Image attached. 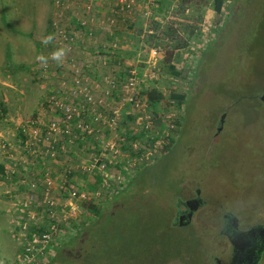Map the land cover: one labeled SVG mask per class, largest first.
Here are the masks:
<instances>
[{"label": "rangeland", "instance_id": "1", "mask_svg": "<svg viewBox=\"0 0 264 264\" xmlns=\"http://www.w3.org/2000/svg\"><path fill=\"white\" fill-rule=\"evenodd\" d=\"M120 1L66 0L63 7L56 0H0V162L6 166L0 174V264H16L36 223L55 224L58 248L73 234L74 223L93 215L86 204L104 207L146 163L152 172L104 208L107 213L74 248L69 264H207L208 252L217 250L224 209L245 219L264 215V0H223L219 13L215 0H128L131 6L124 8ZM54 19L76 33L78 53L72 56L94 78H124L128 67L140 71L143 81L133 90L138 105L122 106L121 93L113 94L126 112L114 132L117 139L123 135L128 147L137 142L149 150L164 138L160 130L180 119L179 130L175 126L155 154L123 149L134 163L125 164L124 173L105 158L108 134L82 133L76 139L75 123L68 139L55 136L56 142L67 141V151L61 143L54 157L24 152L21 126L58 118L45 101L62 67L56 61L44 70L37 59L57 48ZM152 47L160 51L156 58ZM154 89L164 95L155 109L148 99ZM172 93H186L188 100L180 104ZM128 133L139 137L130 141ZM168 146L171 152L164 155ZM82 164L89 168L77 167ZM108 168L121 178L99 181ZM47 172L53 199L46 201L37 178ZM67 188L87 196L81 201L63 196ZM197 188L204 204L190 222L175 224L177 210L187 208L184 202ZM47 255L38 264H48L52 254Z\"/></svg>", "mask_w": 264, "mask_h": 264}, {"label": "built area", "instance_id": "2", "mask_svg": "<svg viewBox=\"0 0 264 264\" xmlns=\"http://www.w3.org/2000/svg\"><path fill=\"white\" fill-rule=\"evenodd\" d=\"M58 6L63 5L66 0H56ZM122 8L131 6L128 0L120 1ZM61 16V15H59ZM62 22L53 20V25L55 30H58L59 38L56 39L55 45L57 48L51 49L46 55V66L51 65L52 63L60 64L62 69L60 75H62V86L65 89V94L60 90L55 89L52 93L48 95L45 101V108L48 111L56 110L58 111L57 116L50 119L48 122L37 121V125L33 126L31 124H24L21 126V131L25 136V143L34 144L36 148L31 152H34L36 155L40 156H56L58 154L57 144L64 143L63 151H67V141L56 142L55 136L57 134H64L65 138H69L72 134L71 126L73 123L76 124V133L74 136L76 139L81 138L80 134L82 133H91V134H108L110 137L106 141L103 140L105 145V151H107L106 160L109 163H112L115 166V169H118L119 166L124 167L125 164L133 166L134 163L131 161L130 154L123 153V149H134L137 153H142V148L147 149L146 146H142V143L139 145L137 142H133V147H128L126 137L121 135V139L115 137L114 132L119 126L118 122L125 115V111L120 105H115L114 92L119 91L122 95L123 102L122 106L125 104V101L138 105V100L135 97L134 89L139 86L143 81L140 77V71L136 67H128L127 74L124 78L117 77L116 75H105L103 79H96L91 77L84 71V68L78 63L77 59L70 55V52L77 48V39L76 33L74 31L62 29ZM116 46V44L114 45ZM66 48L64 56L60 60L53 59V53L58 49ZM160 51L157 47H152L150 55L152 58L159 56ZM101 89V90H98ZM134 90V91H133ZM100 91L101 95L97 96L96 92ZM108 111V113H107ZM175 119H171L167 127L164 130H160L159 135L164 136V138L155 141V143H150L149 150L147 149L146 153L155 154L159 150V143H163L165 139L172 137V133L175 130ZM121 123V122H120ZM40 124V125H39ZM130 141H135L131 140ZM144 144V143H143ZM8 141H3L2 146L7 147ZM103 145V146H104ZM143 154V155H144ZM142 155V156H143ZM121 156V157H120ZM135 157V156H134ZM111 159V160H110ZM97 160V158H96ZM98 161V160H97ZM107 161L102 163V167L108 164ZM101 164V162H100ZM123 165V166H122ZM82 169H86L88 166L85 164L78 165ZM126 167V166H125ZM89 168V167H88ZM72 169H68L67 176L70 175ZM103 183H109L110 178L120 179L121 177L117 175H112L109 171H105L102 174ZM37 180L43 181V186L45 187V200L53 199L52 195V183L53 179L48 174L45 177L37 178ZM32 186H35V183H32ZM34 187L32 188V190ZM37 189V188H36ZM34 191V190H33ZM30 199L34 200V192L29 194ZM63 196H70L78 201H81L82 198L87 196V192L82 189H68L65 191ZM71 205L75 207L76 205L70 201ZM51 205L54 204V201L50 202ZM48 205V204H47ZM49 206V205H48ZM50 208V206H49ZM52 216L55 215V209L50 208ZM35 227L43 228L42 231H36L35 233L29 234V240H26L22 250V254L19 255L16 264H38L48 261L47 253H51V258L54 256V250L57 248L56 245L57 237V227L55 224H49L46 227L44 224L36 223ZM22 229L24 232L27 231V225L23 224ZM28 232V231H27Z\"/></svg>", "mask_w": 264, "mask_h": 264}, {"label": "flooded vegetation", "instance_id": "3", "mask_svg": "<svg viewBox=\"0 0 264 264\" xmlns=\"http://www.w3.org/2000/svg\"><path fill=\"white\" fill-rule=\"evenodd\" d=\"M194 198H197L198 202L193 201ZM187 200L191 201L187 203ZM204 202L201 191L197 188L196 195L184 202L187 208L177 210L178 224L190 222ZM190 207L195 209L191 212ZM183 213L186 215L180 219ZM220 220L217 250L208 252L207 264H264V215L245 219L226 208L220 215ZM209 241L212 243L213 239Z\"/></svg>", "mask_w": 264, "mask_h": 264}, {"label": "trees", "instance_id": "4", "mask_svg": "<svg viewBox=\"0 0 264 264\" xmlns=\"http://www.w3.org/2000/svg\"><path fill=\"white\" fill-rule=\"evenodd\" d=\"M222 4H223V0H215V11L216 13L221 12L222 10ZM120 5V4H118ZM117 5V7H119ZM120 17L119 15H117V18ZM64 21V19H63ZM52 25H53V20H52ZM79 47V46H78ZM78 47L70 52V55H75V53L78 51ZM53 49V48H52ZM51 50V49H50ZM49 50V51H50ZM48 53V52H47ZM47 53L45 54V57L47 55ZM76 53V54H77ZM74 57V56H73ZM77 61H79V58L76 57ZM42 66L41 68L45 70V66H44V62L40 61ZM59 67H61L60 64H58ZM84 69L85 72L87 73L88 69L85 68L84 65H81ZM55 77H58V82H57V86L55 87V89L60 90L63 94H65V89L62 86V80L63 77L62 75L58 74L55 75ZM91 77H93L91 75ZM54 89V90H55ZM164 95L161 91H158L157 89L151 90L148 92V99L149 101H151L150 103L152 104V107L155 109L157 107V104L159 102V100L163 99ZM171 97L174 98L175 100L178 101V103H184V101L188 100L187 94L186 93H172ZM0 106H1V110L4 109V104L3 102H0ZM155 112V111H154ZM156 113V112H155ZM0 118H1V113H0ZM175 124L178 125V130H179V126H180V119H175ZM222 123V122H221ZM20 135L22 137V147L24 149V152L28 153L30 156H35L36 154L34 152H31L32 150H34L36 148V145L34 144H27L25 143V136L22 133L21 129H20ZM139 135H142V130L139 133ZM139 137L138 134L136 135H130V133H128L127 138L131 139V140H136V138ZM144 144H146L145 142H143ZM168 152L164 153V155H167L169 152H171V147L168 146ZM143 149V148H142ZM163 156V155H161ZM160 156V157H161ZM38 157L43 158L42 156L38 155ZM157 158L156 160L159 162V160L161 161L162 158ZM155 161V159L153 160V162ZM156 164V161L153 165ZM151 164L146 163V165L144 164L142 169L141 168H136L131 175L127 178V183L125 185V187L122 190H119L116 194L113 195V199L108 203L105 204L104 207L99 208L96 205L93 204H86V206L88 207V209L90 211H93V215H89V217H86L84 219H81V221H79L78 223H74V231L73 234L67 238L61 245H59V247L57 248L56 254L54 257L51 258V261L48 264H69L72 259V257L74 256V248L79 245L80 242H82L83 240H86L85 237L86 235L91 231V229L93 227L96 226V224L103 218L104 214L107 213V211L105 210L109 205H111V203H115L116 201H118L119 199L123 198L127 193H129L131 190L134 189L135 186H138V184L145 178L148 177V174H150L152 172V168L150 166ZM6 166L5 163L0 162V174L5 175L6 174V170H5ZM120 170L124 173L126 172L123 167L119 166ZM99 181H101L103 183V176H99ZM113 181H117L116 178H110L109 182H113ZM105 208V209H104ZM178 224V221H176ZM43 228H36L35 226L31 228L30 230V235L32 233H35L36 231H42Z\"/></svg>", "mask_w": 264, "mask_h": 264}, {"label": "clouds", "instance_id": "5", "mask_svg": "<svg viewBox=\"0 0 264 264\" xmlns=\"http://www.w3.org/2000/svg\"><path fill=\"white\" fill-rule=\"evenodd\" d=\"M51 39H52V37L51 36H48V37H46L44 39L43 42L46 44ZM66 51H67L66 48L58 49L56 52L53 53V59L60 60L64 56V54H65ZM37 59L40 60V61H42V62H44V63H46V58L44 56H42V55L41 56H38Z\"/></svg>", "mask_w": 264, "mask_h": 264}, {"label": "water", "instance_id": "6", "mask_svg": "<svg viewBox=\"0 0 264 264\" xmlns=\"http://www.w3.org/2000/svg\"><path fill=\"white\" fill-rule=\"evenodd\" d=\"M260 98L264 101V92L260 95ZM190 201L191 200H187V203L190 202ZM193 201L198 202V199L194 198ZM193 209H195V208L194 207H190L191 212H192ZM191 212H189V214H191ZM185 215H186L185 213L181 214L180 215V219L183 218Z\"/></svg>", "mask_w": 264, "mask_h": 264}, {"label": "crops", "instance_id": "7", "mask_svg": "<svg viewBox=\"0 0 264 264\" xmlns=\"http://www.w3.org/2000/svg\"><path fill=\"white\" fill-rule=\"evenodd\" d=\"M119 36H120V34H119ZM121 37V36H120ZM101 40V39H100ZM102 41V40H101ZM118 57V56H117ZM116 57V58H117ZM83 59H84V56H83ZM115 59H112L111 61H114ZM116 61V60H115ZM86 67V66H85ZM121 70V69H120ZM88 72H87V74H89L90 76H91V74L93 73V71L92 70H90V69H88L87 70ZM119 72V71H118Z\"/></svg>", "mask_w": 264, "mask_h": 264}]
</instances>
